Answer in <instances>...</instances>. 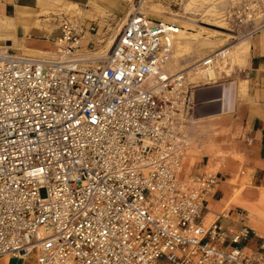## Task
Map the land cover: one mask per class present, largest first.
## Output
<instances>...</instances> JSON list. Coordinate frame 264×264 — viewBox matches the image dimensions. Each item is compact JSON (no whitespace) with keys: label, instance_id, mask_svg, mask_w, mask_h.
I'll use <instances>...</instances> for the list:
<instances>
[{"label":"built area","instance_id":"built-area-1","mask_svg":"<svg viewBox=\"0 0 264 264\" xmlns=\"http://www.w3.org/2000/svg\"><path fill=\"white\" fill-rule=\"evenodd\" d=\"M94 30L62 20L49 54L0 47V264H264L239 212L207 221L217 175H183L215 54L190 82L166 70L175 24L131 13L105 55L84 56Z\"/></svg>","mask_w":264,"mask_h":264},{"label":"crops","instance_id":"crops-1","mask_svg":"<svg viewBox=\"0 0 264 264\" xmlns=\"http://www.w3.org/2000/svg\"><path fill=\"white\" fill-rule=\"evenodd\" d=\"M58 1L81 5L86 0ZM46 7V0H0V47L17 55L53 51L55 30L40 14ZM234 52L240 66L228 76L221 73L215 81L196 87L187 126L191 146L183 175L208 171L218 177L214 191L206 198V218L226 210L231 216L238 212L230 202L240 190L238 179L244 181V195L258 197L264 192V27L250 33ZM252 227L264 233L259 223ZM257 236L249 237L245 244L257 248Z\"/></svg>","mask_w":264,"mask_h":264},{"label":"rangeland","instance_id":"rangeland-1","mask_svg":"<svg viewBox=\"0 0 264 264\" xmlns=\"http://www.w3.org/2000/svg\"><path fill=\"white\" fill-rule=\"evenodd\" d=\"M106 1L108 0H98L97 4H93L91 0H86L78 5L46 0L47 10L41 11L40 14L42 21L56 33L62 20H69L85 29L89 26L94 27V31L85 33L81 45L85 53L91 54L84 49L91 40L93 44L90 49L94 52L92 54L102 55L108 49L109 37L119 31L120 27L117 24L124 11L128 9L131 12L143 2L147 7L144 8V15L151 20L165 21V23L175 21L177 29L183 30V34L190 40L179 62L175 65L171 64V68L185 66L221 50L220 54L223 52L226 56L216 60L215 65L227 76L241 64L239 60L235 62L234 52L241 45V41L253 31L264 27V0H112L111 3ZM118 6L123 7L124 11L119 12ZM55 32L52 35H56ZM237 183L241 186L240 190L235 192L230 202L237 206L238 212L244 216L248 225L252 226L256 222L264 229V202L260 201V196H264V192L258 197L246 196L244 181L238 179ZM241 198L246 199L248 204L251 203L254 210L247 209L245 205L237 202V199ZM210 219L207 218V221ZM255 231L264 236V233H259L260 230L256 227ZM9 263L35 264V259L30 255L24 261L12 258Z\"/></svg>","mask_w":264,"mask_h":264},{"label":"bare ground","instance_id":"bare-ground-1","mask_svg":"<svg viewBox=\"0 0 264 264\" xmlns=\"http://www.w3.org/2000/svg\"><path fill=\"white\" fill-rule=\"evenodd\" d=\"M91 1H92L93 4H97V1L96 0H91ZM130 8H131V6H129V9ZM144 8H147V7L142 2L139 7L134 8V10L131 9L132 10L131 12L128 11V9L125 10L124 13H123V16L121 17V19L118 22L117 26H119L121 28V26L123 25V23L125 22V20L127 19V17L131 13H142L143 14V12L145 11ZM152 12L155 13V11H152ZM161 22L165 23V21H161ZM170 22L173 23V24L176 23L175 21H170ZM177 28H178V26H177ZM115 35L113 34V35H111L109 37V40H108V43H107V48H109L111 46V44H112V42L114 40ZM189 43H190V40L187 38V36H185L183 34V30L177 29L176 30V33L174 34V39H172V51H171V55H170V57H169V59L167 61L166 70L168 72H175V71L183 70L184 69L186 71V73H187V77H188V80L190 82H198L199 80H201L202 77H204V75H203L204 72L200 71V69L197 67V62L200 59L197 60V61H195V62H191V63H189V64H187L185 66L179 65L178 67L175 66V67L171 68V64L172 65H175V64H177L179 62V60L181 59V56L183 55V52L186 51V48H188ZM106 52L104 54H102V55H97V54H87V53H85L83 51V48L80 50V53L82 55H84V56H90V55H92V56H96V57L97 56H103V55L106 54ZM47 53L48 52H46L45 54H47ZM220 53H221V50H219V51H217V52H215V53H213L211 55H207L206 56V58H208V57H210V56H212V55L215 54V61L209 67L206 68V80L212 79L211 81H214L215 78H218L221 75L222 70L215 65L216 64L215 62L218 59L220 60V59L224 58L226 56V53H224V54H223V52H222V54H220ZM260 201L264 202V196L263 195L260 196ZM240 203L243 204V205H245L246 207H248L250 209H254V206L251 203L248 204L247 201H246V199H244V198L241 199ZM259 207L261 208V206H259ZM5 258L7 259V261H5ZM8 261H9V258L8 257H4V263H6Z\"/></svg>","mask_w":264,"mask_h":264}]
</instances>
